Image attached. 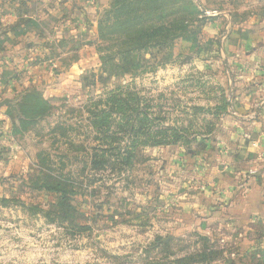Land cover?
Returning a JSON list of instances; mask_svg holds the SVG:
<instances>
[{"label":"rangeland","instance_id":"374dc122","mask_svg":"<svg viewBox=\"0 0 264 264\" xmlns=\"http://www.w3.org/2000/svg\"><path fill=\"white\" fill-rule=\"evenodd\" d=\"M197 2V42L182 41L171 62L133 53L107 68L100 57L117 48L101 40L98 22L113 0L93 22L86 8L97 0L49 7L54 18L41 5L48 24L22 45L0 95L16 108L0 107V264H201L210 249L213 264L260 263L264 0ZM119 88L147 98L184 139L140 149L122 172H96L90 156L105 145L89 107ZM29 90L50 110L22 128ZM61 179L75 185V213H61L45 188Z\"/></svg>","mask_w":264,"mask_h":264},{"label":"trees","instance_id":"16d2710c","mask_svg":"<svg viewBox=\"0 0 264 264\" xmlns=\"http://www.w3.org/2000/svg\"><path fill=\"white\" fill-rule=\"evenodd\" d=\"M203 15L197 0H113L112 6L98 22V32L101 40L113 43L117 50L100 57L102 66L115 67L119 56L146 52L162 56L155 59L161 60L159 66L168 64L182 41L197 42V33L192 27ZM121 89L92 103V109L89 107L92 127L105 145L94 148L90 156L91 169L96 172H122L134 165L140 149L177 145L184 139L181 129L164 125L166 118L149 111L147 98L135 91ZM37 95L29 90L22 97V128L50 110V103ZM74 187L70 180L67 185L62 179L46 185L45 188L57 195L61 213L76 212L71 204L72 197L77 194ZM162 245L165 248L169 246L166 243ZM217 255L216 250L210 249L198 254L200 260L196 262L213 264ZM188 260L194 262L196 258ZM258 264H264V255Z\"/></svg>","mask_w":264,"mask_h":264},{"label":"crops","instance_id":"0c3cea01","mask_svg":"<svg viewBox=\"0 0 264 264\" xmlns=\"http://www.w3.org/2000/svg\"><path fill=\"white\" fill-rule=\"evenodd\" d=\"M66 1L77 4V0H63V2L62 0H49L48 6H45L46 0H0V95L7 92L6 81L3 79L4 74L14 72V67L22 61H20L23 56L20 53L22 45L30 40V37L34 38L37 33L35 27L37 29L48 24L40 14L41 5L46 8L44 15L54 18L56 13L52 14L51 9L54 8L56 11ZM109 1L105 0V3L104 0H97L96 6H87L88 20L93 22L100 8L106 6ZM68 21L69 19H65L64 22ZM4 118L5 116L0 112V121Z\"/></svg>","mask_w":264,"mask_h":264},{"label":"water","instance_id":"95a60500","mask_svg":"<svg viewBox=\"0 0 264 264\" xmlns=\"http://www.w3.org/2000/svg\"><path fill=\"white\" fill-rule=\"evenodd\" d=\"M3 106H9L11 107L13 111L16 110V108L14 107L13 101L11 99H6L0 102V107H3Z\"/></svg>","mask_w":264,"mask_h":264}]
</instances>
